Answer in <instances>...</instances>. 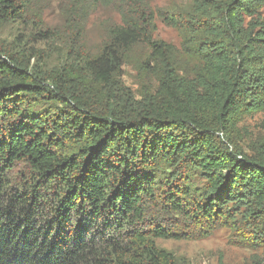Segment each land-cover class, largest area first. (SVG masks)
Masks as SVG:
<instances>
[{
    "label": "trees",
    "instance_id": "trees-1",
    "mask_svg": "<svg viewBox=\"0 0 264 264\" xmlns=\"http://www.w3.org/2000/svg\"><path fill=\"white\" fill-rule=\"evenodd\" d=\"M54 5L61 29L46 26ZM263 6L0 0V28L25 35L0 56V264H191L157 240L220 227L264 244V138L253 154L238 144L241 118L264 112V21L245 19ZM102 7L120 22L92 54L87 24ZM159 19L180 46L155 38ZM29 38L61 48L42 80L32 59L44 50H26ZM137 47L149 84L134 93L121 69ZM43 103L52 109L36 112Z\"/></svg>",
    "mask_w": 264,
    "mask_h": 264
},
{
    "label": "rangeland",
    "instance_id": "rangeland-1",
    "mask_svg": "<svg viewBox=\"0 0 264 264\" xmlns=\"http://www.w3.org/2000/svg\"><path fill=\"white\" fill-rule=\"evenodd\" d=\"M181 1L182 0H150L154 7H165L167 9H174L175 6L181 4ZM253 17L246 16L245 19L248 22L252 20L254 25L262 27L263 25L261 24L264 21V6ZM45 21L47 27L61 29L62 19L56 5L46 10ZM113 21L120 22V17L116 10L111 7L100 8L90 18L87 24L85 41L88 50L92 54H95L100 49L105 39L104 26ZM23 33V28L16 24H9L1 27L0 56H5L1 50L12 48L15 39L19 35L21 38H24L25 35H23ZM27 35L28 34H26V36ZM155 38L163 39L177 46L181 45V38L178 31L173 27L165 25L160 19L157 21ZM25 44H27L26 50L38 48L44 50V55L50 54L45 57L44 55H40L39 52L41 58L38 59L37 56L32 59V65L35 67L32 71L33 75L39 77L40 80L46 77L50 70L59 66L61 48L58 43L52 44L50 47H44V41L40 39L32 41L29 38ZM130 53L132 61L128 62L121 69L122 83L129 90L138 93L144 89L145 84L149 83L143 80L139 72L133 67L132 62L136 58L144 57V50L141 47H137ZM48 84L50 83L48 82ZM50 89L54 90V87L50 86ZM54 104L55 102H51L50 106ZM50 106L47 103H43L39 105V109L36 108L35 110L38 112L44 109L48 110L47 108L52 109ZM239 135L238 144L246 153L253 154L250 146L254 141L257 142L264 138V112L244 115L239 123ZM19 168L20 166H18V169ZM18 169H16V171H18ZM13 174V184L19 185L21 181L20 175H18V172H14ZM240 232H243V229H240L235 237L234 233L229 228L220 227L214 230L210 236L196 240L158 239L157 242L160 246L173 251L180 259H186L191 264H264V244L260 242L253 246L244 245L239 242ZM250 235L258 237L259 234L254 233ZM262 238H264V236Z\"/></svg>",
    "mask_w": 264,
    "mask_h": 264
}]
</instances>
